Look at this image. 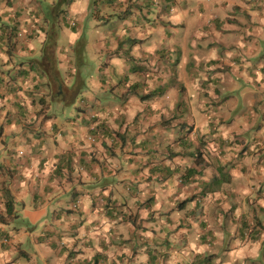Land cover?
I'll return each mask as SVG.
<instances>
[{"label": "crops", "instance_id": "crops-1", "mask_svg": "<svg viewBox=\"0 0 264 264\" xmlns=\"http://www.w3.org/2000/svg\"><path fill=\"white\" fill-rule=\"evenodd\" d=\"M66 1L0 0V264H262L264 0Z\"/></svg>", "mask_w": 264, "mask_h": 264}, {"label": "rangeland", "instance_id": "rangeland-1", "mask_svg": "<svg viewBox=\"0 0 264 264\" xmlns=\"http://www.w3.org/2000/svg\"><path fill=\"white\" fill-rule=\"evenodd\" d=\"M80 0H67L66 2H63L65 6V8L63 9H70V4L71 3H75L74 7H76V4L80 3ZM95 2H92L91 5L93 6ZM62 11V13H63ZM80 21L82 24L81 27V35H80V31L77 33L78 36L76 37L75 41H72V43H78L80 40L85 39L86 40V44L88 45V51H87V57L88 59H91L92 61H94L95 66H97L99 63L102 62V60L106 59L105 56L101 55L100 57H97V52H95V49L99 46V48H106L108 47V42L110 40H113L117 37V35L120 34V32L122 31V28H119L120 24L123 23L119 22V23H115V24H108V23H104L102 21V19L98 16V15H92V13L89 16L84 17L83 15L80 16ZM72 23H74L72 21ZM74 31L72 29H68L67 31V35L68 37H72L73 36ZM80 35V37H79ZM79 37V38H78ZM68 39V38H67ZM72 40V39H71ZM64 44H69L68 40H66V42H64ZM107 51V50H106ZM103 60V61H104ZM127 246H123V244H119V249L120 252H123L124 249H126ZM125 256H116V253H112V255H109L106 259V261H108V264H130V260H132V257H130V255H127V253H123ZM117 257V259L115 258ZM262 264H264V258L261 257V261Z\"/></svg>", "mask_w": 264, "mask_h": 264}, {"label": "trees", "instance_id": "trees-1", "mask_svg": "<svg viewBox=\"0 0 264 264\" xmlns=\"http://www.w3.org/2000/svg\"><path fill=\"white\" fill-rule=\"evenodd\" d=\"M58 35L59 31L56 27H52L48 32H47V39L44 45V50H43V70L48 74L50 78V83L56 86V84H60V86H63V80L61 78V75L59 73V70L56 66V61H55V51L57 49V40H58ZM86 40L82 39L80 40L77 44L78 46L84 50V47L86 45ZM204 259L200 261V264H210V260ZM150 261L152 264H157L156 263V258L153 256L150 258ZM92 262L94 264H98V255H96L93 259Z\"/></svg>", "mask_w": 264, "mask_h": 264}]
</instances>
